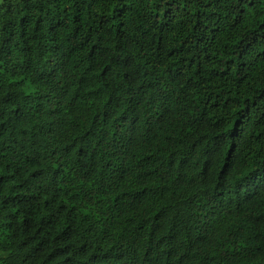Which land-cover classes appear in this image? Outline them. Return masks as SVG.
<instances>
[{
    "label": "trees",
    "instance_id": "obj_1",
    "mask_svg": "<svg viewBox=\"0 0 264 264\" xmlns=\"http://www.w3.org/2000/svg\"><path fill=\"white\" fill-rule=\"evenodd\" d=\"M0 264H264V0H0Z\"/></svg>",
    "mask_w": 264,
    "mask_h": 264
}]
</instances>
